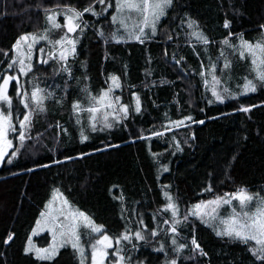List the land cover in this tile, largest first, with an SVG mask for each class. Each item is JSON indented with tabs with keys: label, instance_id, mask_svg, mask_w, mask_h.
<instances>
[{
	"label": "trees",
	"instance_id": "trees-1",
	"mask_svg": "<svg viewBox=\"0 0 264 264\" xmlns=\"http://www.w3.org/2000/svg\"><path fill=\"white\" fill-rule=\"evenodd\" d=\"M102 8L0 0L15 124L0 164V264H80L70 246L47 259L26 251L54 188L113 239L108 264H264L250 243L176 222L169 207L264 194V59L259 75L247 52L264 42V0H170L139 39L118 38L114 4ZM56 9L76 12L74 52L55 51L62 26L19 73L18 39L42 34Z\"/></svg>",
	"mask_w": 264,
	"mask_h": 264
},
{
	"label": "rangeland",
	"instance_id": "rangeland-1",
	"mask_svg": "<svg viewBox=\"0 0 264 264\" xmlns=\"http://www.w3.org/2000/svg\"><path fill=\"white\" fill-rule=\"evenodd\" d=\"M99 3L103 5L102 13L114 4L113 21L118 28V38L139 39L156 27L169 7L170 0H99ZM62 26L66 28V34L57 42L55 51L63 56L61 59L74 52L76 42L69 33L76 27V12L52 10L46 17L42 34H25L18 39L13 63L19 73H25L30 68L31 54L38 46L39 51H48L46 46L54 44L51 35ZM247 52L252 58L255 71L260 75L264 42L247 46ZM10 82L11 76L6 75L0 85V164L11 145L8 134L15 126L10 108ZM243 94L244 91L241 92ZM21 120L17 124L21 125ZM169 207L174 216H182L176 222L190 217L199 218L213 227L218 235L246 241L259 257H264L263 193L241 189L218 199L193 204L183 210L174 203ZM44 234L50 235V241L40 243L36 240ZM64 246L75 249L80 264H108L114 241L102 233V227L96 225L86 213L73 206L54 188L45 210L30 234L26 251L33 252L38 258L47 259L54 257ZM121 262L120 257L117 264Z\"/></svg>",
	"mask_w": 264,
	"mask_h": 264
},
{
	"label": "water",
	"instance_id": "water-1",
	"mask_svg": "<svg viewBox=\"0 0 264 264\" xmlns=\"http://www.w3.org/2000/svg\"><path fill=\"white\" fill-rule=\"evenodd\" d=\"M99 108H100V107H91L89 110L95 112V111H97Z\"/></svg>",
	"mask_w": 264,
	"mask_h": 264
}]
</instances>
